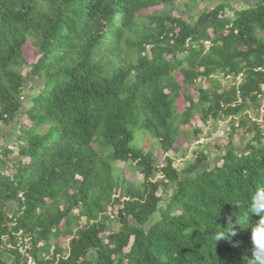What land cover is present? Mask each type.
Here are the masks:
<instances>
[{"label": "trees", "instance_id": "16d2710c", "mask_svg": "<svg viewBox=\"0 0 264 264\" xmlns=\"http://www.w3.org/2000/svg\"><path fill=\"white\" fill-rule=\"evenodd\" d=\"M186 1L0 0V264H24V237L37 264H249L259 216L248 202L264 186V0L195 16ZM195 114L229 122L213 165ZM136 129L160 161L132 145ZM183 136L192 157L176 165ZM229 217L245 223L215 242Z\"/></svg>", "mask_w": 264, "mask_h": 264}, {"label": "rangeland", "instance_id": "374dc122", "mask_svg": "<svg viewBox=\"0 0 264 264\" xmlns=\"http://www.w3.org/2000/svg\"><path fill=\"white\" fill-rule=\"evenodd\" d=\"M217 1L218 0H188V1H186V5H185L186 6L185 15L195 16L197 14V12H200L201 10L205 9L208 5L214 4ZM230 8H231V6H230ZM230 8H228V9L231 11L232 8L231 9ZM161 9H162V7L157 9V10L160 11ZM150 11H152V10H150ZM174 13H176V12H174ZM263 36H264V33H263ZM24 49H25V55H26L27 60L32 59L33 52H32V49L30 47V44L27 43L24 46ZM177 78L180 79V76H177ZM222 82H223L222 83L223 87H228V85H229L228 82H225V81H222ZM202 85L206 86L208 84L202 83ZM188 90L192 96L195 97L197 95V90H195L194 88L189 87ZM262 103L264 104V100L262 101ZM184 104H185L184 102L181 103V105H180L181 109H183ZM192 124L194 126H199L203 129V134L201 136V138L203 137V143L198 144V145L196 143L195 144L197 146H199L198 150L205 151L209 155V159L207 160L206 164L207 165H213L214 160L218 156L217 155V153H218L217 147H220L221 144H225L227 142V136H228V133L230 132L229 122L222 120V121H219L217 124L214 122H211L208 126H204L203 123L201 122L199 115L195 114L194 117L192 118ZM186 128H187V131L191 130L190 127H186ZM9 129L10 128H3V133H4L3 140L4 141L11 140V138L14 137L13 129L12 128L10 130ZM241 139H242V137L239 134L235 135V141L240 143ZM187 140L188 139H186V138L184 139V136L180 137V143H181L180 145H181L182 150H181L180 155L177 159L176 165H181L183 162H185L186 160H190L192 157V152H190L189 150L186 149ZM132 145L134 147H139V148H144V149H152L156 153L159 161L162 158V152L158 148L156 140L152 137V135L148 131H146L144 129H136V131L134 132V138L132 141ZM185 150H187V151L185 152ZM118 166H123V164L119 163ZM125 173H126L127 177H131V170L130 169L127 168L125 170ZM138 177L141 178V175H138ZM61 240H62V242H66V239H64V238H62Z\"/></svg>", "mask_w": 264, "mask_h": 264}, {"label": "clouds", "instance_id": "9594fccd", "mask_svg": "<svg viewBox=\"0 0 264 264\" xmlns=\"http://www.w3.org/2000/svg\"><path fill=\"white\" fill-rule=\"evenodd\" d=\"M247 211L248 214L253 213L259 216L258 221L251 227V240L254 250L249 264H264V186L258 188L255 193L250 196ZM228 220L227 231L218 229L214 235L215 242L235 236L237 233L234 224L243 226L245 223V221L240 224L235 221L233 222L231 217H229ZM229 225H231V227H229Z\"/></svg>", "mask_w": 264, "mask_h": 264}, {"label": "built area", "instance_id": "2783aa9c", "mask_svg": "<svg viewBox=\"0 0 264 264\" xmlns=\"http://www.w3.org/2000/svg\"><path fill=\"white\" fill-rule=\"evenodd\" d=\"M224 15L226 16L227 14H224ZM187 42H188V40H187ZM204 44H205L206 48H208L210 45V42L205 41ZM256 69L258 71L264 72V68L262 66H259ZM229 77L230 76L228 75V78ZM240 79H241V74L239 73L236 76V81L239 83ZM202 143H203V138H201L200 140H198L196 142L197 145L202 144ZM17 246H18L19 250L25 254L24 264H37L35 258L31 254L32 243H31L30 237H24V238L19 239Z\"/></svg>", "mask_w": 264, "mask_h": 264}, {"label": "crops", "instance_id": "0c3cea01", "mask_svg": "<svg viewBox=\"0 0 264 264\" xmlns=\"http://www.w3.org/2000/svg\"><path fill=\"white\" fill-rule=\"evenodd\" d=\"M240 1V3H242L243 5H246V4H249L250 2H252V3H255V2H257V1H259V0H239ZM9 264H11V262H8ZM7 263V264H8Z\"/></svg>", "mask_w": 264, "mask_h": 264}]
</instances>
